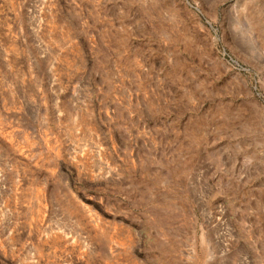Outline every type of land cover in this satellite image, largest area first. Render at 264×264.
<instances>
[{
    "label": "rangeland",
    "instance_id": "obj_1",
    "mask_svg": "<svg viewBox=\"0 0 264 264\" xmlns=\"http://www.w3.org/2000/svg\"><path fill=\"white\" fill-rule=\"evenodd\" d=\"M0 264H264V0H0Z\"/></svg>",
    "mask_w": 264,
    "mask_h": 264
}]
</instances>
